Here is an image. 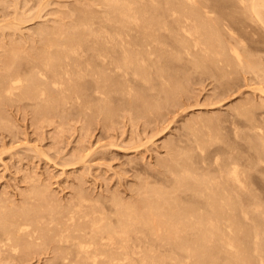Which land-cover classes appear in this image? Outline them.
<instances>
[{"label": "bare ground", "instance_id": "1", "mask_svg": "<svg viewBox=\"0 0 264 264\" xmlns=\"http://www.w3.org/2000/svg\"><path fill=\"white\" fill-rule=\"evenodd\" d=\"M97 2L107 10L71 30L40 27L34 71L0 77V96L58 114L67 105L110 112L113 103L151 99L159 109L177 103L190 78L212 75L225 92L239 70L260 79L254 90L261 96L233 101L223 116L185 122L184 143L159 163L164 171L139 200L80 191L66 205L35 206L34 215L31 204L0 207V253L26 256L49 242L57 264H264V33L257 26L264 30V0Z\"/></svg>", "mask_w": 264, "mask_h": 264}, {"label": "rangeland", "instance_id": "2", "mask_svg": "<svg viewBox=\"0 0 264 264\" xmlns=\"http://www.w3.org/2000/svg\"><path fill=\"white\" fill-rule=\"evenodd\" d=\"M96 3H98L97 0H0V56L5 54L0 57V66L3 68H0V77H7L18 71L24 72L23 75L34 71L35 58H38L37 48L40 46L42 48L45 38L41 30L44 28L51 30L53 27L71 30L72 25H77L80 18L89 17V14L93 12L98 13L100 9L101 12L107 10L104 4L98 7L100 4L96 5ZM19 13L22 14L20 17H18ZM22 17L21 21L16 20ZM4 24H10V26ZM15 26L19 27L15 28ZM257 26L261 27L259 29L264 33L262 26ZM40 27L41 30L37 33ZM21 42L22 44H19ZM24 51L27 55L22 53ZM260 54L264 56V52ZM14 59H17L16 64ZM26 67L32 69L28 71ZM239 71L240 77L233 79L234 84L231 83L233 86H227L228 93L227 88L224 92L219 87L214 76L206 75L207 77L203 78L195 76L187 80V88L184 87L186 90L177 89L178 99L174 100L177 103L170 100L172 102L162 103V107L157 109L150 104V102L153 103V99L148 101L150 107L147 103L140 101L134 104L127 102L125 104L129 105L126 106L117 102L109 107L108 111L113 114L94 109L91 111L76 105H70V107L67 105V111L64 112L66 115L62 112L58 114L53 109L48 112H36L29 100L17 99L16 101L15 98L11 100L1 94L0 99L2 96L3 98L0 100V112H3L0 113V207H9L10 204L14 208L17 206L16 208L27 209L23 206L27 207L31 204L33 207H29L33 211L30 214L34 215V209L39 208H34L35 206L66 205L80 191L93 198L107 199L116 193L115 195L124 199L139 200L143 196L144 186L153 184L152 182L161 174L160 171L163 168L159 163L165 162L166 159L170 160V155L174 153L173 146L177 142L184 143L182 136L185 137V122L197 116H223L226 111H229V104L234 103L233 101L247 96H261L258 90H254L256 88L254 86L262 85L261 81H257L259 78L254 73ZM8 72L11 73L8 74ZM26 102L29 104L27 105ZM73 106L76 108L74 109ZM144 107L149 110L146 111ZM138 108L140 110H137ZM169 153L171 154L168 155ZM38 186L42 187L37 188ZM140 186L142 191L138 189ZM30 193L33 196L31 194L29 197ZM42 196L43 199H41ZM48 243H42L43 245L37 246L38 248L26 256L21 254L16 256L9 250H1L0 264H57L54 258L57 251L53 243ZM40 246H43L42 249ZM32 254L35 256L33 257Z\"/></svg>", "mask_w": 264, "mask_h": 264}]
</instances>
